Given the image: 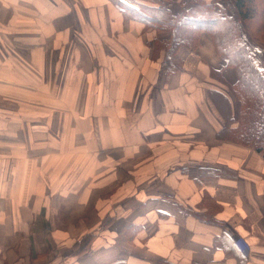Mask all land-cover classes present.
Segmentation results:
<instances>
[{
	"label": "crops",
	"instance_id": "0c3cea01",
	"mask_svg": "<svg viewBox=\"0 0 264 264\" xmlns=\"http://www.w3.org/2000/svg\"><path fill=\"white\" fill-rule=\"evenodd\" d=\"M180 1L164 3L179 15ZM133 30L130 44L49 45L54 103L2 128L33 138L2 141L25 151L8 168L0 263L264 264V157L220 138L237 114L233 72L205 32L164 66L154 48L167 33ZM203 196L220 206L217 223L192 214Z\"/></svg>",
	"mask_w": 264,
	"mask_h": 264
},
{
	"label": "rangeland",
	"instance_id": "374dc122",
	"mask_svg": "<svg viewBox=\"0 0 264 264\" xmlns=\"http://www.w3.org/2000/svg\"><path fill=\"white\" fill-rule=\"evenodd\" d=\"M61 1L54 8L50 1L46 4H37L31 0H24V2L0 0V215L3 204H6L4 193L8 185V168L12 166L13 158L24 154L25 151L24 147L17 152L16 147L3 146L2 141L5 140L3 138L13 139L14 142L25 139V145L33 138L31 131L28 132L29 138L25 137V128L22 132L18 131L21 126L15 127L17 131L11 132H2V128L4 125L22 124L23 121L18 123V114L22 118L31 119L27 115L33 112L38 113L42 110L47 113L50 102L54 103L55 89L52 90L48 82L46 63L47 61L50 65V61L47 60L49 45L58 47L59 44L71 43L74 40L85 43L83 37L90 44L105 42L130 44L128 36H124L127 33L124 30L129 29V32L133 33L134 28L142 32L150 28L156 33H167V39L163 45L155 43L156 58L160 54H165L163 48L171 47L169 34L172 33V27L158 31L149 24L129 26L130 23L127 21L133 19L126 18L121 13L123 20L121 22V17H117L120 15V10L109 0H73L71 3H68V0ZM260 1L262 2V0H254L257 7L252 9L254 12L252 24L256 35L264 41V11H262V5L257 4ZM180 2L184 5L182 1ZM220 2L221 5H216L215 11L222 12L224 15L229 14L227 4L232 0H220ZM159 3L162 2L157 1L153 4ZM184 3L187 7L190 5L189 0H185ZM247 39L250 41L249 37ZM131 41H133L132 35ZM37 48L44 50L40 51ZM54 54L51 52V56ZM49 96L53 99L49 100ZM7 110H9L8 115H6ZM227 229L233 231L229 226ZM231 235L236 240L238 235L235 232ZM86 236V234L82 236L80 243ZM78 250H80V244Z\"/></svg>",
	"mask_w": 264,
	"mask_h": 264
},
{
	"label": "trees",
	"instance_id": "16d2710c",
	"mask_svg": "<svg viewBox=\"0 0 264 264\" xmlns=\"http://www.w3.org/2000/svg\"><path fill=\"white\" fill-rule=\"evenodd\" d=\"M109 1L118 7L126 18L149 24L158 31L172 27V33L169 34L171 47L163 48L164 66L178 62L177 58L174 61L172 59L177 48H196L201 32L211 37L216 53L224 58L226 67L233 72L235 78L231 92L237 114L234 126L230 129L225 127L220 132V138L252 148L264 157V41L256 35L252 24V9L257 7L256 2L232 0L227 4L230 13L224 15L215 11L216 3L189 0L188 7L183 2L181 14L173 15L164 0L159 4L137 3L134 0ZM257 4L262 5L264 11V0ZM155 43L160 45L157 41ZM208 171L205 176L219 175L218 171ZM202 199L199 210L192 211V214L200 221L217 223L215 215L221 211L220 206L209 196H203ZM91 240L92 234L84 237L78 251L85 250Z\"/></svg>",
	"mask_w": 264,
	"mask_h": 264
}]
</instances>
